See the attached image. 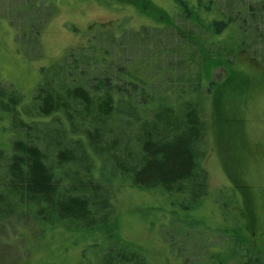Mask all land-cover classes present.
Segmentation results:
<instances>
[{
  "label": "trees",
  "instance_id": "16d2710c",
  "mask_svg": "<svg viewBox=\"0 0 264 264\" xmlns=\"http://www.w3.org/2000/svg\"><path fill=\"white\" fill-rule=\"evenodd\" d=\"M148 2L132 3L151 11ZM173 2L179 6V17L190 24L186 33L167 11L163 15L155 8V15L181 36L174 46L178 60L164 69L182 71L174 85L150 90L148 57L115 67L117 62L98 34L44 67L29 101L19 90L0 83V221L30 215L56 226L70 220L90 236L103 233L105 242L94 252L93 264H162L148 259L141 246L123 240L112 220L110 181L124 179L132 187L166 196L173 210L185 213L182 223L201 226L205 257L196 264H264V232L260 241L252 240L238 224L215 245L207 236L213 232L191 215L209 192L204 160L210 123L204 112L208 100L212 103L214 85L228 75L210 79L214 67H231L238 57L241 43H233L231 34L236 31L235 18L232 12L220 11L215 0ZM259 7L256 4L247 17L255 30L264 28V13L263 21L255 16ZM245 20L242 17V33ZM144 28L132 29L131 37L142 43ZM110 30L107 36L114 37ZM188 41L196 52L183 50ZM243 217L248 230L250 219ZM158 219L149 217L150 228L157 229ZM179 247L173 251L177 264H183L184 252L190 250Z\"/></svg>",
  "mask_w": 264,
  "mask_h": 264
},
{
  "label": "rangeland",
  "instance_id": "374dc122",
  "mask_svg": "<svg viewBox=\"0 0 264 264\" xmlns=\"http://www.w3.org/2000/svg\"><path fill=\"white\" fill-rule=\"evenodd\" d=\"M148 1L151 11L136 6L135 0H0V83L19 90L29 101L44 67L76 52L97 34L117 62L115 67L148 57L150 90L178 83L182 71L164 69L178 60L174 46L181 36L174 27L158 21L155 8L163 15L167 11L181 33L190 24L179 17L173 0ZM215 2L225 14L232 12L233 43L241 47L231 67L218 65L210 75L218 80L228 73L214 85L212 103L206 104L204 117L210 129L204 165L209 192L202 207L191 215L201 218L213 232L207 236L215 245L222 244L225 233L238 229V224L246 236L260 241L264 232V28L255 30L247 17L257 4L261 11L255 16L263 21L264 0ZM242 17H246L243 33ZM139 27L146 30L142 43L131 37L132 29ZM109 30L115 32L114 37L107 36ZM195 49L188 41L183 50L193 53ZM152 55L153 61L149 60ZM110 183L114 187L112 220L123 240L141 246L156 263L177 264L174 251H180V244L190 250L184 252L183 264L204 261L206 247L199 240L203 229L192 221L182 223L185 213L173 210L166 196L132 187L124 179ZM149 212L150 218H159V226L154 221L156 230L148 225L145 213ZM243 214L250 219L248 230H244ZM171 217L176 219L172 222ZM102 236L100 231L90 236L70 220L51 226L30 215L10 217L0 221V264H93L94 252L105 242Z\"/></svg>",
  "mask_w": 264,
  "mask_h": 264
}]
</instances>
